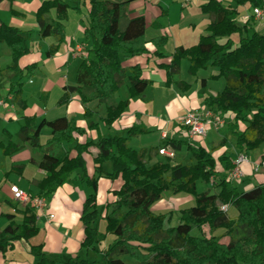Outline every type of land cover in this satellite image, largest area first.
I'll list each match as a JSON object with an SVG mask.
<instances>
[{
    "label": "trees",
    "instance_id": "trees-1",
    "mask_svg": "<svg viewBox=\"0 0 264 264\" xmlns=\"http://www.w3.org/2000/svg\"><path fill=\"white\" fill-rule=\"evenodd\" d=\"M87 1L89 6L83 37L90 46L76 70L75 85L63 87L64 93L59 102L67 101L71 93H76L82 104L92 100L104 102L127 80L129 98L106 107L103 122L111 125L123 113L129 99L141 94L150 84L149 80L141 76L142 71L138 66L128 69L122 66V57L146 52V22L143 15H137L127 19L123 30L119 29L120 18L133 0ZM234 1L237 5L249 2L252 6H264V0ZM70 7V3L63 0L41 2L36 12L41 35L55 34L58 41L62 42L65 36L63 21ZM72 8L79 9V6ZM51 9L55 10V19L46 23L43 15ZM201 10L214 16L206 27L207 33L200 35L198 42L191 47H177L170 62L158 66L165 71L167 85L173 83L172 76L177 73L182 59L189 62L187 71L192 75L199 69L216 67L218 73L211 76V79L223 77L225 85L214 97H206L204 104L213 112L232 115L233 121L229 127L236 136L238 148L247 154L264 143V32H249L248 21L239 25L235 21V8L224 7L217 0H209ZM233 34L239 36L236 46L231 40ZM217 38H225V41L218 43ZM154 41L164 43L165 38ZM0 42L5 43L11 52L7 69L22 74L24 69L18 67V61L28 53V48L21 31L1 23ZM56 49L54 47L46 54L50 56ZM33 66L25 69L29 71ZM128 71L130 75H127ZM179 84L184 85L183 82ZM13 89L12 85L10 91ZM91 115L85 109L84 117ZM238 123L243 124L242 129H239ZM44 127L50 129L51 135L41 143L40 133ZM97 128V124L87 123V129ZM74 130L84 133L83 129L72 127L65 117L41 119L38 123L32 118H25L16 134L23 143L42 154L38 167L45 176L37 185L36 196L46 201L78 169L85 183L93 189L94 193L87 196L82 204L80 221L84 236L79 249L103 252L102 259L96 262L74 255L62 261L63 264H124L121 256H127L135 264H264V185H257L245 192L238 190L215 169L216 162L209 151L203 146L182 140L169 139L167 143L174 151H180L183 145L186 146L193 159L190 164H172L170 158L165 157L164 161L146 166L143 152L129 147L127 137L117 135L76 144L72 148L76 155L71 156L70 150L65 149L63 143L71 142V132ZM142 131L136 126L125 129L128 136ZM90 146L98 149L93 158L97 176L87 178L82 154ZM18 149L19 146L13 142L3 146V152L7 155ZM218 161L223 170L233 168L226 156L220 157ZM105 162L111 164L110 172L103 169ZM101 175L111 181L118 179L121 182L119 188L113 191L115 200L106 204L103 215L98 210L95 193L97 179ZM216 178L217 192L196 191L197 181L210 183L215 182ZM170 189L174 193L192 195L194 204L180 210L177 225L164 228L166 216L154 213L152 205L163 192ZM218 204L235 208L236 217L230 218ZM21 214L20 224L10 222L1 229V253L13 241L27 240L37 234L36 214L31 202L25 203ZM8 217L11 219L12 216ZM100 219L105 221V232H100L94 225ZM204 227L208 229L209 235L204 234ZM239 227L248 230V234L234 239L232 236ZM193 229L197 230L196 234H192ZM217 229L224 230V234L231 237L227 244L220 243V238L212 234ZM106 234L114 238L104 251H100L98 245ZM30 252L36 258L32 264H59L46 256L41 245L31 246Z\"/></svg>",
    "mask_w": 264,
    "mask_h": 264
},
{
    "label": "crops",
    "instance_id": "crops-1",
    "mask_svg": "<svg viewBox=\"0 0 264 264\" xmlns=\"http://www.w3.org/2000/svg\"><path fill=\"white\" fill-rule=\"evenodd\" d=\"M43 1L46 0H14L12 2L2 0L0 2V24L17 27L28 48V53L18 61V67L24 69L20 74L7 69L11 52L5 43L0 42V57L2 56L1 60L3 59L0 62V99L2 100L0 104V231L10 222L20 224L22 221L21 212L25 203L14 198L11 188L15 186L35 196L38 192L37 185L45 176L38 167L42 154L27 143H23L16 135L25 118H32L38 123L41 119L52 120L65 117L72 127L83 129L84 133L72 131L71 142L63 143L64 148L70 150L71 156L76 155V151L72 149L76 144L95 142L98 137L115 135L127 137L129 147L143 152V162H149L148 166L162 161L159 157H164L155 153V149L164 147L173 150L167 143L169 139L200 145L211 153L216 162L215 169L228 180L229 171L222 169L218 159L226 156L232 162L239 154L246 153L238 148L236 136L229 127L233 121L232 115L213 112L204 104L206 97H214L222 91L225 85L224 78L211 79V76H216L218 73L214 66L199 69L193 75L189 74L187 71L189 62L182 59L177 73L172 76L173 83L167 85L165 71L158 66L168 64L177 47H191L198 42L200 35L207 33L206 27L214 16L203 12L201 7L209 0H179L175 6L178 12L174 18L168 15V7L172 0L171 2L170 0H134L126 6L128 9L126 21L137 15H143L145 18L146 52L132 57H122V66L126 69L138 66L142 71L141 76L149 80L150 84L141 94L129 99L123 113L111 125H105L103 122L106 107L129 98L127 80L104 102L92 100L82 104L76 93H71L64 103L59 102L64 93L63 87L75 85L76 70L85 56L86 49L90 46L83 37L88 1L69 0L67 2L71 7L68 8L67 18L63 21L65 36L62 42L58 41L55 34L42 36L40 33L36 12ZM63 1L66 2V0ZM217 1L224 7L235 8L237 11L235 21L239 25L246 23L243 17L252 15L253 8L260 9L262 19L252 17L248 20L247 30L264 32V6H252L249 2L237 5L234 0ZM71 2L76 3L74 6H79V9H74L72 15H70V9H73ZM11 10L14 12L12 13ZM54 19V9L43 15L46 23ZM162 37L165 38L164 43L154 41ZM216 40L218 43H223L225 38ZM231 40L237 44L238 35L233 34ZM54 47L57 49L48 56L46 53L52 51ZM167 47L170 49L165 50ZM30 65H34L33 68L26 70L25 68ZM127 75H130L129 71ZM179 82H183L184 85H180ZM12 85L14 89L10 91ZM85 109L92 114L88 118L84 117ZM188 110H197L202 113L210 110L215 116H219L222 124L218 126L211 119L207 123L203 138H189L186 128L181 123L183 115ZM88 122L97 124L98 128L87 129ZM132 126L141 128L143 131L128 136L125 129ZM238 127L242 129L243 124L238 123ZM50 135V129L44 127L40 133V142L44 143ZM8 142L18 145V151L10 155L4 154L3 146ZM262 146L264 143L257 149L247 152V160L240 164L242 175L231 180L238 190L245 192L257 185H264V166L259 165L264 161ZM177 152L179 155L190 154L184 145L180 151H174V154ZM97 153L98 149L90 146L87 152L82 154L86 164L87 178L97 176L93 164V158ZM192 162L193 159L185 164ZM256 164L259 165L257 170ZM102 167L106 172L111 171L109 162L103 163ZM120 184L118 179L111 181L103 175L97 179L96 202L97 206H103L102 215L106 211V204L115 200L113 191L117 190ZM216 190L218 191V188ZM92 193H94L93 189L85 183L81 171L75 170L68 182L58 187L49 196L43 211L34 208L37 234L27 240L13 241L4 253L0 252V264L34 263L36 258L30 252V247L37 245H41L46 256L59 264H63L62 261L74 255L89 261H101L103 252L95 253L91 249H79L84 236L80 221L82 204ZM166 197L167 200L163 198L152 205L154 213L158 214L167 210L162 209L167 207H162L165 205L164 202L178 210L189 208L194 204V197L187 193L179 192ZM227 207L230 218L236 217V209L232 206ZM9 215L12 216L11 219ZM49 215L52 217L50 218ZM94 225L100 232H105L104 220L101 219ZM99 250L105 249L100 247Z\"/></svg>",
    "mask_w": 264,
    "mask_h": 264
},
{
    "label": "rangeland",
    "instance_id": "rangeland-1",
    "mask_svg": "<svg viewBox=\"0 0 264 264\" xmlns=\"http://www.w3.org/2000/svg\"><path fill=\"white\" fill-rule=\"evenodd\" d=\"M68 1L69 0H66V2H68ZM110 1H123V0H110ZM170 2H171V0H170ZM71 3H72L71 5H73V6L76 5V3H73V2H71ZM178 3H179V0H172L170 6L168 7V11H169L168 15H170L171 18H174L176 16L177 12H178L176 7H175ZM126 10H128V9L125 8L124 14L120 18V22H119V29L120 30H123V28H124V26L126 24V16L128 15V12ZM73 12H74V9H70V15H72ZM82 12H84V9H82ZM69 20H71V19H69ZM238 38H239V36H238ZM234 45L236 46V44H234ZM169 49H170V47H167L165 50H169ZM0 53H1V51H0ZM1 57H0V62L3 60V59L1 60ZM2 72H3V70L1 71V75H2ZM220 125L221 124H218V126H220ZM218 134H220V133H218ZM262 147H264V146H262ZM155 153H158L157 149H155ZM169 158H170L172 164H174V163H188L189 161L192 160L190 154L187 153L185 155H179L178 152L176 154H174L173 157H169ZM159 159L164 161L166 158L164 156V157H159ZM144 163L148 166L149 162L146 161ZM217 182H218L217 178H216V181L215 182L212 181L211 184L200 180V181H198L196 183L197 191L198 192H204L205 191V192H209V193H215V192H217V190H216L217 189V185H216ZM172 190L173 189H170L169 193H168V191L163 192L161 197H160V199L158 201L162 200L163 198L166 199L167 198L166 196H169L170 194H175ZM158 201H156V202H158ZM164 203H165V205H163L162 207H165V206L168 207L169 206V208H167V207L166 208H162V209H167L166 211L164 210L163 212H160V214H164L166 216V220L164 222V228H168V227L177 225L179 223V215H180L179 212H180V210H178L177 208L171 207L170 206L171 204H169V203H166V202H164ZM218 205L222 209V206L220 204H218ZM98 210H99V212H102L103 206H98ZM223 210L229 216L228 207L225 206V208H223ZM100 221H101V219L97 221V224ZM204 232H205L204 233L205 235H209L210 234L208 229H206V227H204ZM196 233H197V230L193 229L192 230V234H196ZM212 234L218 236L220 238V243H223V244H227L230 241V239H231V237L226 236L224 234V230H222V229H217ZM245 234H248V230H245V229L239 227V228H236V230H235V232H234L232 237L234 239H237V238H239V237H241L242 235H245ZM113 238L114 237L112 235L106 234L104 240L98 245V247L99 248L101 247L102 249H106L107 244H109L112 241ZM120 258L123 260L124 264H135V262L130 260L127 256H121ZM98 262H100V260Z\"/></svg>",
    "mask_w": 264,
    "mask_h": 264
},
{
    "label": "built area",
    "instance_id": "built-area-1",
    "mask_svg": "<svg viewBox=\"0 0 264 264\" xmlns=\"http://www.w3.org/2000/svg\"><path fill=\"white\" fill-rule=\"evenodd\" d=\"M252 17L255 19L261 20L262 19V11L258 8H253L252 15H246L244 16V20L247 22ZM2 103V100L0 99V104ZM211 119L214 120L215 124H222V120L219 118V116H215L212 111L207 112H199L197 110H188L182 117L181 123L186 128L187 134L189 138L192 139H200L205 136L206 133V126L208 121ZM158 154L165 156V157H173L174 151L171 149H166L164 147L158 149ZM247 160L246 154H239L233 161V168L229 170L227 178L228 180H233L236 178H239L242 175V171L240 169V164ZM261 166H264V161L260 162ZM258 164H256L255 169L257 170L259 167ZM11 191L13 193L14 198L17 200L27 203L31 202L32 206L35 209L43 211L45 209V199L42 197L34 196L30 193H27L25 191H22L18 189L17 187L13 186L11 188ZM225 208V206H222V209ZM50 218L52 215H49Z\"/></svg>",
    "mask_w": 264,
    "mask_h": 264
}]
</instances>
